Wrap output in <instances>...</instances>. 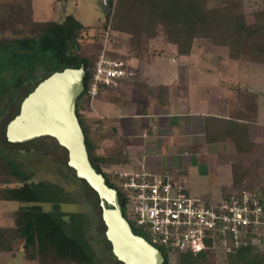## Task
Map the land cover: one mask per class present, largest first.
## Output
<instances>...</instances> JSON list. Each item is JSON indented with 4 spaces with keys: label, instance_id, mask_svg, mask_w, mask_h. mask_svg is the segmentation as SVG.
Wrapping results in <instances>:
<instances>
[{
    "label": "rangeland",
    "instance_id": "1",
    "mask_svg": "<svg viewBox=\"0 0 264 264\" xmlns=\"http://www.w3.org/2000/svg\"><path fill=\"white\" fill-rule=\"evenodd\" d=\"M30 1L29 4L25 0H0V38L28 34L33 20L61 21L67 14H71L88 27L83 30L80 39L84 54L95 62L102 53L111 58L120 59L132 69L133 73L129 77H136L138 69L139 74L142 77L148 76L150 82L156 79L170 84L168 88L172 97L174 94L179 98L185 97V87H182L179 82L187 79L185 71L194 70L195 67L188 65L194 54L196 58L198 57L195 66H205L204 61H207L209 63L207 67L210 69L215 67L217 56L225 59L227 55L226 47L214 45L209 39L199 38L194 40L191 47L193 51L189 56H178L176 61H173L170 54H177L176 46L167 40L160 26L154 39H145L142 36L141 51L135 53L129 49L130 35L117 31L113 27L114 6L109 9L103 5L102 0ZM225 1L228 2V0H205V4L210 8L219 6ZM238 1L246 22L249 25L258 23L260 13L264 15V0ZM108 11L110 17L106 21L105 16ZM143 51H146L145 56H143ZM163 53L164 55L160 56ZM135 54L146 59L142 62L129 59ZM243 61L246 62L244 59ZM228 62L239 75L240 82H247L249 87L258 93L259 105L256 113L258 123L262 125L257 126V131L252 132V136L258 139V143H251L246 151L239 154L235 152L231 142L225 141L203 150L201 155H187L186 158H190L194 166L184 177H182L184 175L182 171L185 167L181 164L175 169H168L165 173L149 170L161 177L167 175L163 177L179 181L195 198L227 201L234 198L238 200V205H246L250 208L248 211V216L251 218L250 223L239 226L235 232L216 234L211 238L213 240V244H211L212 257L206 264H230L228 252H234L240 246L250 245L258 249L261 255H264V102H261L264 101V65L242 61ZM183 65L187 67H181ZM5 70L6 68L0 62V90L3 89L0 91V151L2 156L11 163L12 168L4 169L0 179L6 180L10 185L21 184L24 181L29 182L38 200L36 202L0 201V227H13V213L19 207L38 204L44 211L55 216L69 235L85 246L86 251L92 257L91 264H123L112 255L110 242L102 234L105 231V225L101 220L99 206L96 202L92 206L89 203L85 204L91 191L84 182L79 184L78 178H71L70 175L73 172L70 168L65 167L67 152L58 145L56 140L46 136L18 143L6 140L5 126L18 113L21 100L33 84L26 83L17 90L11 86V80L7 78ZM210 72L212 73L210 77H214L213 72L216 70ZM127 80L107 87L109 94L114 99L117 96L121 97L117 90L121 84L131 83L129 79ZM230 93L229 97L233 98H231L232 101H236V92L231 90ZM217 99L216 96H211L212 101ZM83 112L89 123L94 122V116L89 113V108ZM112 134L110 129L102 132L104 137ZM104 145L108 146V141H104ZM106 148H102V151H98V153L104 155ZM184 149L180 146L176 148V152L179 153L177 160L181 163L180 155ZM229 152L231 154H228L226 158L224 156L219 158L220 153L227 154ZM228 160L239 164L240 170L244 169L241 182L233 185L232 189L229 188ZM132 169L131 164L122 166L102 164V170L111 173L114 180L113 170L129 171ZM16 246L19 247L18 240L15 241L14 252L0 251V264H38L36 261L25 259L21 248ZM169 262L178 264L177 257L175 255L170 257Z\"/></svg>",
    "mask_w": 264,
    "mask_h": 264
},
{
    "label": "trees",
    "instance_id": "2",
    "mask_svg": "<svg viewBox=\"0 0 264 264\" xmlns=\"http://www.w3.org/2000/svg\"><path fill=\"white\" fill-rule=\"evenodd\" d=\"M25 1L29 4L31 2ZM106 6L109 9L114 6L113 27L130 35L129 49L135 53L141 51L142 36L145 39L154 38L160 26L167 40L176 46L179 55L189 54L194 40L203 38L209 39L214 45L226 47L227 56L232 59L264 64V15L260 13L259 22L249 25L238 0H228L210 8L206 6L205 0H115V2L108 0ZM109 17L108 11L106 21ZM105 24L106 22L103 25ZM86 28L88 27L71 14H67L61 21L33 20L28 34L0 38V62L6 68V76L11 80L13 88L18 90L26 83L33 84L25 96L40 80L54 71L65 67L84 68V90L76 100V115L85 136L89 160L95 170L102 173L106 184L116 189L122 214L133 233L151 243L149 236L129 217L128 201L124 191L120 189L111 173L102 170V164L128 162L127 155L122 152V141L111 146L108 155L97 153L100 143L93 135V130L102 128L100 125H91L83 112L91 101L87 91L95 67V61L84 54L81 48L80 39ZM133 57L138 55L135 54ZM212 127L206 126L207 140L230 135L237 150L246 149L248 140L244 126L235 123L233 126L217 129V132ZM7 167L12 168L11 163L0 151V177ZM243 170H240L239 164L232 163L233 185L241 182ZM0 181V201L38 200L29 182L10 185L4 179ZM88 187L90 188L89 185ZM13 223V227H0V251L14 252L15 241L18 240L24 258L38 264H91L92 257L85 246L69 235L62 223L50 212L44 211L40 205L19 207L13 213ZM102 234L104 235V232ZM211 238L197 252L189 250L176 252L178 264L208 263L212 257ZM157 248L164 256L163 264H170L166 252ZM228 259L230 264L240 262L264 264V255L250 245L240 246L234 252H228Z\"/></svg>",
    "mask_w": 264,
    "mask_h": 264
},
{
    "label": "crops",
    "instance_id": "3",
    "mask_svg": "<svg viewBox=\"0 0 264 264\" xmlns=\"http://www.w3.org/2000/svg\"><path fill=\"white\" fill-rule=\"evenodd\" d=\"M192 51L191 48L189 54L179 55L176 50L177 54L171 53L170 56L176 61L178 56H189ZM145 52L143 51V56L146 55ZM162 55L164 53L160 56ZM129 59L142 62L146 58L130 57ZM197 59L195 54L190 58L191 62L188 65L196 69L185 71L187 79L179 82L186 90L184 98H179L175 94L172 97L168 88L170 84L156 79L150 82L149 77H142L138 69L136 77H126L119 81L127 79L131 81L117 88L121 97L117 96L114 99L109 94L108 86L99 88L98 94L90 101L88 107L89 113L94 116V122L90 124L100 125L102 128L93 130V135L100 143L97 153L107 147L104 155H108L111 146L122 141L128 162L110 165L131 164L132 170L144 167L153 172L165 173L168 169H175L181 164L185 167L182 171L184 177L194 166L192 160L186 158L187 155H201L203 150L225 141L231 142L235 152L239 154L246 151L251 143H258V139L252 136V132L257 131V126L262 125L258 123L256 113L259 105L258 93L253 91L247 82H240L239 75L228 62L245 61L232 59L227 55L225 59L217 56L216 69L215 67L210 69L207 67L209 66L207 61L203 63L206 67L195 66ZM247 62L251 63V61L245 63ZM184 66L186 65L181 67ZM211 70H216L212 78ZM231 90L237 94L236 101H232L233 98L229 97ZM211 96H216L218 99L212 101ZM235 123L246 128L248 144L244 151L237 150L230 135L207 140V125L208 128L214 125L212 129L217 132V129L233 126ZM106 129H110L113 134L102 136V132ZM104 141H108L109 145L105 147ZM179 146L185 148L180 155L182 163L177 160L179 153L176 152V148ZM228 154L231 152L220 153L219 158L223 156L226 158ZM232 163L234 161L228 160L230 189L233 188Z\"/></svg>",
    "mask_w": 264,
    "mask_h": 264
},
{
    "label": "water",
    "instance_id": "4",
    "mask_svg": "<svg viewBox=\"0 0 264 264\" xmlns=\"http://www.w3.org/2000/svg\"><path fill=\"white\" fill-rule=\"evenodd\" d=\"M108 0H103L106 6ZM85 70L65 67L40 80L22 99L19 111L5 126L8 142L18 143L49 136L65 148L67 165L86 181L99 197L105 236L111 252L123 264H163L162 252L133 233L123 216L115 188L92 166L85 136L76 115V100L84 90Z\"/></svg>",
    "mask_w": 264,
    "mask_h": 264
},
{
    "label": "built area",
    "instance_id": "5",
    "mask_svg": "<svg viewBox=\"0 0 264 264\" xmlns=\"http://www.w3.org/2000/svg\"><path fill=\"white\" fill-rule=\"evenodd\" d=\"M132 73L122 60L100 54L87 91L90 99L101 85L114 86ZM113 175L126 195L129 217L149 236L151 244L166 252L168 259L178 251L197 252L214 235L235 232L251 221L250 208L238 205L233 196L230 201L198 199L179 181L144 167L113 170Z\"/></svg>",
    "mask_w": 264,
    "mask_h": 264
},
{
    "label": "flooded vegetation",
    "instance_id": "6",
    "mask_svg": "<svg viewBox=\"0 0 264 264\" xmlns=\"http://www.w3.org/2000/svg\"><path fill=\"white\" fill-rule=\"evenodd\" d=\"M102 3H103V0H102ZM103 5H104V4H103ZM43 137H44V136H43ZM46 137H47V136H46ZM39 138H40V137H39ZM53 139H54V138H53ZM65 167H66V168H70V170L73 172V174L70 175L71 178H78V177L76 176V174H75V171H74L71 167H68V165H67V160H66V166H65ZM79 180H80V183H79V184H81L82 182H84L85 185L87 186V188L91 191V194L88 195L85 204H86V203H89L90 206H92V205L95 204V202H96L97 205L100 207V211H101L100 200H99V197H98V195L96 194V192H95L93 189H91V188L88 187V185H87V183H86L85 180H83V179H81V178H78V181H79ZM84 196H85V194H84ZM101 220H102V217H101ZM104 235H105V233H104Z\"/></svg>",
    "mask_w": 264,
    "mask_h": 264
}]
</instances>
